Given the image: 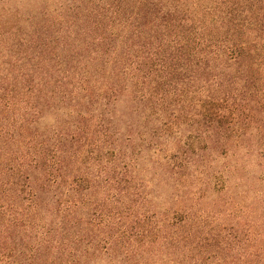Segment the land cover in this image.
I'll return each mask as SVG.
<instances>
[{"label": "trees", "instance_id": "1", "mask_svg": "<svg viewBox=\"0 0 264 264\" xmlns=\"http://www.w3.org/2000/svg\"><path fill=\"white\" fill-rule=\"evenodd\" d=\"M0 264H264V0H0Z\"/></svg>", "mask_w": 264, "mask_h": 264}, {"label": "rangeland", "instance_id": "2", "mask_svg": "<svg viewBox=\"0 0 264 264\" xmlns=\"http://www.w3.org/2000/svg\"><path fill=\"white\" fill-rule=\"evenodd\" d=\"M24 1H29V0H24Z\"/></svg>", "mask_w": 264, "mask_h": 264}]
</instances>
